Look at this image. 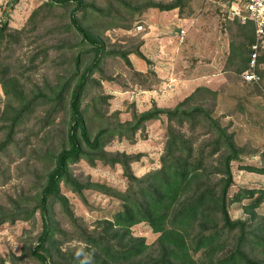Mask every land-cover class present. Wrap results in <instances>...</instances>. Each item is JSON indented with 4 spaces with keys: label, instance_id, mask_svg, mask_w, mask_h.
Here are the masks:
<instances>
[{
    "label": "trees",
    "instance_id": "1",
    "mask_svg": "<svg viewBox=\"0 0 264 264\" xmlns=\"http://www.w3.org/2000/svg\"><path fill=\"white\" fill-rule=\"evenodd\" d=\"M19 1L9 2L0 21V86L7 98L0 116L6 134L0 142V157L14 143L16 131L40 105L46 107L49 117L65 111L68 120L61 148L50 154L52 168L44 177L34 209L0 213V225L30 219L36 212L40 213L43 227L31 250L38 264H60L54 247L56 250L67 232L54 220L56 204L75 229H79L78 237H71L83 242L84 251L89 252L79 258L72 254L69 261L73 264H264V255L255 254L257 251L264 254V217L258 220L257 214V209L264 204V188L237 187L232 192L236 186L232 164L243 163L246 153L234 133L215 115L219 92L201 85L174 107H160L153 101L150 109L139 111L132 104L131 119L121 121L116 112L106 117L105 126L94 131L92 124L106 116L103 110L110 97L98 92L86 102L85 94L93 83L101 86L100 81L94 79L96 74L101 80H108L102 67L104 59L120 56L133 70L129 58L132 53L150 67L153 62L139 48L124 52L108 50L102 32L95 31L96 24L89 23L109 19L115 22L118 17L112 1L101 7L87 0H49L32 13L23 29L17 30L10 22L11 11ZM192 1L146 0L138 7V12L149 8L178 9L182 17L184 10L191 8ZM119 3L131 7L128 0H119ZM44 7L69 11L65 28L80 39L67 49L62 44L54 47L60 55L72 53L67 74L59 75L55 82L28 95L10 58L13 49L23 42V36L36 31L38 15ZM231 26L234 32L229 44L228 65L234 68L236 75H241L250 67L252 45L256 41L255 27L253 22L241 23L239 19H234ZM48 49L44 52L45 59ZM261 64H264V49H260L257 57V67ZM28 67L26 65L25 69ZM134 74L143 75L137 71ZM149 74L155 73L149 69ZM163 118L167 119V126L159 168L137 176L132 164L139 161L142 154L106 149L116 137L134 142L140 132L146 138L147 124ZM81 160L93 167L98 162L120 165L127 188L120 190L89 177L80 180L71 166ZM241 169L264 174V167L242 165ZM63 185L86 205L89 203L84 191L95 190L120 201V208L112 218L100 221L95 231L87 232L78 224L68 198L62 194ZM235 203L241 204L248 219L231 217L229 206ZM141 223H146L156 235L153 243L148 244L145 237L133 234V227Z\"/></svg>",
    "mask_w": 264,
    "mask_h": 264
},
{
    "label": "rangeland",
    "instance_id": "2",
    "mask_svg": "<svg viewBox=\"0 0 264 264\" xmlns=\"http://www.w3.org/2000/svg\"><path fill=\"white\" fill-rule=\"evenodd\" d=\"M10 1L0 0V21L2 11L8 7ZM47 1L49 0H20L11 11V27L23 29L32 13ZM87 1L101 7L112 1L113 11L118 17L115 22L110 19L105 22H89L96 24L98 29L94 28L95 31L102 32L100 34L108 50L124 52L139 48L153 62L150 67L135 54H130V60L137 62L139 59L145 64L146 70L141 72L138 65L131 61L133 70L120 56L111 55L104 59L102 67L108 80H101L99 74H96L94 79L100 81L101 86L95 82L85 94L86 102L98 92L110 97L107 100L108 109L105 106L103 110L106 116L96 119L92 130L105 126L106 117H111L116 112H119L121 121L131 119V105L135 104L136 108L140 109L133 98L140 90L159 89L163 82L165 87L169 88L167 84L171 86L173 83L172 85L178 88V94L170 103L175 106L198 86H207L220 94L215 115L234 133L237 143L246 153L242 158L243 163L232 164L236 185L232 192L236 191L237 187L264 188V174L241 169L242 165L264 167V64L256 68L259 76L257 82H247L242 74L236 75L234 68L228 65L229 44L234 32L231 22L238 19L231 15L234 1L193 0L191 8L187 7L182 17L178 9L161 11L149 8L138 12V7L146 0H128L131 7L127 8L120 4L119 0ZM153 1L168 3L173 0ZM173 14L177 16L171 20ZM68 15L69 11L63 8L50 10L44 7L39 12L36 31L27 32L23 36V42L13 49L10 59L14 71L22 78L28 95L55 82L59 75L67 74L72 53L60 55L54 47L62 44L65 45L64 49H67L80 39L74 32L66 30ZM182 29L186 32L183 40L180 37ZM47 49L49 54L45 59L44 52H47ZM26 65H29L27 69ZM157 65L159 72H156ZM149 69L155 74H149ZM135 71L143 75L137 76ZM159 73L163 78L159 77ZM171 77L176 80H171ZM6 100L0 86V116ZM93 111L94 109L91 110L90 116ZM67 120L65 111L49 117L46 107L40 105L27 123L16 131L14 143L0 157V213L34 209L44 177L52 168L50 154L57 152L63 144ZM166 126V118L150 122L146 127V138H143L140 132L134 142L116 137L106 149L111 152L142 154L141 159L132 164V168L137 176H143L160 167ZM5 137L4 127L0 123V142ZM71 167L74 175L80 180L89 177L94 182L105 183L120 190L127 188V180L118 164L110 166L98 162L93 167L81 160ZM61 191L68 198L70 209L78 219V224L87 232L95 231L100 221L112 218L121 205L117 199L95 190L84 191L88 205L66 186L63 185ZM229 212L233 219L249 217L238 203L230 204ZM53 213L55 222L67 232V235L59 240L56 250L54 247L58 263L73 264L69 261L72 254L77 258L81 254L87 256L89 252L84 251L86 245L76 238L79 229H75L58 204L54 206ZM257 214L258 220L264 217V204L257 209ZM42 227L39 212L30 219L2 223L0 264H38L32 257L31 250L37 244ZM133 234L136 237H145L148 244L153 243L156 238L146 223L134 226ZM255 254L259 257L264 255L259 251Z\"/></svg>",
    "mask_w": 264,
    "mask_h": 264
},
{
    "label": "built area",
    "instance_id": "3",
    "mask_svg": "<svg viewBox=\"0 0 264 264\" xmlns=\"http://www.w3.org/2000/svg\"><path fill=\"white\" fill-rule=\"evenodd\" d=\"M231 15L238 18L241 23L251 21L255 27L256 41L252 45V56L250 67L244 71L242 77L246 81L257 82L259 79L256 73L257 57L260 49L264 48V0H233ZM186 32L180 31V37L183 40ZM264 102V98H263Z\"/></svg>",
    "mask_w": 264,
    "mask_h": 264
},
{
    "label": "crops",
    "instance_id": "4",
    "mask_svg": "<svg viewBox=\"0 0 264 264\" xmlns=\"http://www.w3.org/2000/svg\"><path fill=\"white\" fill-rule=\"evenodd\" d=\"M175 16L177 15L173 14L171 20H174ZM133 64H135L136 66L138 65L139 71L145 72L146 67L145 64H143L142 60L138 59V61L133 62ZM156 67V72H159L160 68L158 67V65ZM159 77L163 78L160 73ZM170 79L173 81L176 80L174 77H171ZM172 84L171 86L170 84H167L169 86V88H167L165 87V82H163V85L159 89L140 90L138 93H135L133 95V98H135L136 104L140 108L139 110L145 111L150 109L152 107L153 101L156 102L160 107L174 106V103L171 104L170 102L172 101V98L178 94V88L174 87Z\"/></svg>",
    "mask_w": 264,
    "mask_h": 264
}]
</instances>
